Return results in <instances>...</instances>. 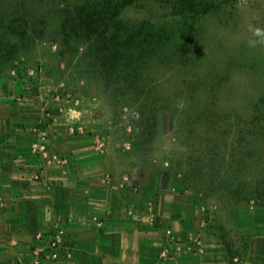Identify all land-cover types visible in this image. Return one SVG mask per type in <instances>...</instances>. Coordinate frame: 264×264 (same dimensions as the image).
Listing matches in <instances>:
<instances>
[{
    "label": "rangeland",
    "instance_id": "rangeland-1",
    "mask_svg": "<svg viewBox=\"0 0 264 264\" xmlns=\"http://www.w3.org/2000/svg\"><path fill=\"white\" fill-rule=\"evenodd\" d=\"M249 24L264 27V0H0V191L28 178L72 199L13 252L21 222L2 211L0 264H68L75 247L52 261L47 242L72 234L90 192L134 229L138 264L179 248L189 264L197 239L200 264H264V48L246 46Z\"/></svg>",
    "mask_w": 264,
    "mask_h": 264
},
{
    "label": "crops",
    "instance_id": "crops-1",
    "mask_svg": "<svg viewBox=\"0 0 264 264\" xmlns=\"http://www.w3.org/2000/svg\"><path fill=\"white\" fill-rule=\"evenodd\" d=\"M79 170L84 171V169ZM47 173L48 169L42 171L44 175H47ZM9 183V189L3 188L0 191L1 205H6L0 210V219L2 217V211L7 210V212H9L11 210L12 221L15 219L21 222V228H18L20 231L16 228L11 229V231L15 230L11 233L10 237V241L14 244V247H12L13 252L23 247L30 248L34 242V232L39 225L44 221L48 224L49 222H55L56 218L58 219L54 211L48 212L47 205L50 203L56 205L60 199L66 202H72V199H68L70 197L68 194H66L67 198L62 194L60 195L59 186L56 184L54 186L49 185L48 187L49 183L40 182L39 185H34L28 178L21 179L20 181L13 180ZM50 184L54 183L51 182ZM46 187L49 189L51 188V194L40 193L41 190L46 189ZM73 196L75 197V195ZM88 196L89 197L84 200V202L77 201V204H79L78 212L69 210V213H67L70 216V228L72 230V234L68 235L69 239L72 240L74 238L75 240L74 242L72 241V247H75V250L71 252L66 262L68 264H81L82 260L86 258V260L91 262L90 264H109L110 261L114 260L121 262L119 258L122 254L127 253L131 255L129 262H131V264H138L139 252H137V250L139 245L138 242L135 241L137 235L134 229L122 227L123 222L120 221L119 213L114 204L111 203V200L108 201V197L106 198L105 195L95 196L98 199L95 200L96 202H91L94 196L91 197V192ZM82 203L86 204V206ZM97 204H100V207ZM103 205H105L106 208L102 210V208H104L102 207ZM79 209H81V211ZM106 213H110L112 216L106 218ZM15 225L19 224H14V222L11 223L12 227ZM168 232L171 234L172 230L169 229ZM208 234V232H203L201 237L204 238V236ZM8 239L9 235L0 232V253H8V249H3L4 247L6 248V244L9 242ZM170 246H172V244ZM172 250L173 249L166 250L171 254L169 258L170 261L172 259L176 264H180L181 259L177 258L180 248L176 251V256H172ZM114 251L118 254L113 255ZM183 252L189 255L191 259L189 264H200L201 261L206 258L205 254L207 253V248L203 246L202 240L197 239V242L192 243V246H189ZM183 252L181 251L180 254L183 255ZM170 261H168L167 264H171Z\"/></svg>",
    "mask_w": 264,
    "mask_h": 264
},
{
    "label": "built area",
    "instance_id": "built-area-1",
    "mask_svg": "<svg viewBox=\"0 0 264 264\" xmlns=\"http://www.w3.org/2000/svg\"><path fill=\"white\" fill-rule=\"evenodd\" d=\"M44 237L43 233H39L37 235V241L41 242ZM69 239L68 232L65 227H61L56 234L52 237L50 241L47 242V255L50 260H60L65 248L67 250L72 249V244L70 246L66 245V240ZM20 264H26L25 262H21Z\"/></svg>",
    "mask_w": 264,
    "mask_h": 264
},
{
    "label": "clouds",
    "instance_id": "clouds-1",
    "mask_svg": "<svg viewBox=\"0 0 264 264\" xmlns=\"http://www.w3.org/2000/svg\"><path fill=\"white\" fill-rule=\"evenodd\" d=\"M247 31L250 35L245 41L246 46L252 49L264 48V27L249 24Z\"/></svg>",
    "mask_w": 264,
    "mask_h": 264
},
{
    "label": "trees",
    "instance_id": "trees-1",
    "mask_svg": "<svg viewBox=\"0 0 264 264\" xmlns=\"http://www.w3.org/2000/svg\"><path fill=\"white\" fill-rule=\"evenodd\" d=\"M111 21V18L109 17L108 19H107V22H110Z\"/></svg>",
    "mask_w": 264,
    "mask_h": 264
}]
</instances>
